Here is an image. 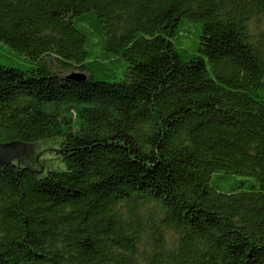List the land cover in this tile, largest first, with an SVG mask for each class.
Here are the masks:
<instances>
[{
    "label": "trees",
    "instance_id": "obj_1",
    "mask_svg": "<svg viewBox=\"0 0 264 264\" xmlns=\"http://www.w3.org/2000/svg\"><path fill=\"white\" fill-rule=\"evenodd\" d=\"M0 264H264V0H0Z\"/></svg>",
    "mask_w": 264,
    "mask_h": 264
},
{
    "label": "water",
    "instance_id": "obj_2",
    "mask_svg": "<svg viewBox=\"0 0 264 264\" xmlns=\"http://www.w3.org/2000/svg\"><path fill=\"white\" fill-rule=\"evenodd\" d=\"M39 160L35 153V145L17 142L0 144V173L9 166H17L33 173H38L33 170L38 168L40 170L38 174H43L45 169Z\"/></svg>",
    "mask_w": 264,
    "mask_h": 264
},
{
    "label": "rangeland",
    "instance_id": "obj_3",
    "mask_svg": "<svg viewBox=\"0 0 264 264\" xmlns=\"http://www.w3.org/2000/svg\"><path fill=\"white\" fill-rule=\"evenodd\" d=\"M53 144L50 142H43L35 145V153L38 158H40L39 162L44 167L45 172L49 171H64L65 167L58 160L56 156V150L53 148Z\"/></svg>",
    "mask_w": 264,
    "mask_h": 264
}]
</instances>
